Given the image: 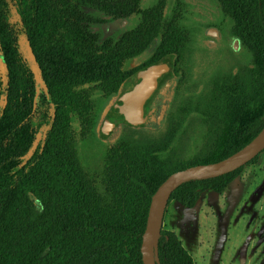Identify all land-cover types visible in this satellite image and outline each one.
I'll list each match as a JSON object with an SVG mask.
<instances>
[{
    "label": "trees",
    "instance_id": "obj_1",
    "mask_svg": "<svg viewBox=\"0 0 264 264\" xmlns=\"http://www.w3.org/2000/svg\"><path fill=\"white\" fill-rule=\"evenodd\" d=\"M206 2L217 12L206 25L238 39L245 61L227 69L215 58L204 63L173 129L183 75L177 64L190 42L186 7L167 0H0V264H143L141 238L160 183L230 155L260 130L264 0ZM126 19L124 29L102 27ZM154 62H167L177 76L162 124H123L105 143L96 134L104 104ZM92 139L104 145L93 168L81 152ZM242 168L184 182L168 203L192 208L203 191L221 193ZM157 251L158 264H195L171 230L162 228Z\"/></svg>",
    "mask_w": 264,
    "mask_h": 264
},
{
    "label": "rangeland",
    "instance_id": "obj_2",
    "mask_svg": "<svg viewBox=\"0 0 264 264\" xmlns=\"http://www.w3.org/2000/svg\"><path fill=\"white\" fill-rule=\"evenodd\" d=\"M186 2L192 18L191 40L195 45L182 51L177 64L183 75L170 113L173 129L183 118L178 113L180 102L190 95V88L195 89L199 79L197 71L204 63L218 59L214 62L217 67L227 69L228 63L245 59L243 49L232 50V36L227 29L221 33L220 39L208 47L204 29L213 26L206 23L216 20V9L206 0ZM217 125H220L215 130L218 136L222 132V122ZM197 143L201 141L197 140ZM103 150L104 145L96 139L81 145L82 155L92 168L99 165ZM163 229L176 234L195 264H264V151L254 163L243 166L239 175L221 193L203 191L192 208L171 200L165 209Z\"/></svg>",
    "mask_w": 264,
    "mask_h": 264
},
{
    "label": "water",
    "instance_id": "obj_3",
    "mask_svg": "<svg viewBox=\"0 0 264 264\" xmlns=\"http://www.w3.org/2000/svg\"><path fill=\"white\" fill-rule=\"evenodd\" d=\"M206 35L218 37L219 32L214 27L205 30ZM231 47L238 51V40L234 39ZM31 56V53H30ZM168 71L165 63H153L144 66L136 72V78L131 88L110 98L100 113L96 125V134L106 136L112 131L110 141L120 133L123 124L141 126L147 117L153 115V124L160 126L172 97L174 81L169 82L167 90L161 91L152 100L151 95L163 73ZM37 80L38 75L35 73ZM168 86V84H166ZM46 91V89H44ZM39 85L36 86V95ZM115 107L111 110L112 105ZM41 131L35 137L33 147L38 144ZM106 140V139H104ZM264 151V124L260 130L243 146L230 155L210 163L196 164L177 170L168 175L156 188L149 203L145 228L141 238V257L143 264H158V241L163 228V218L171 193L182 183L192 179H207L229 173L247 163ZM32 149L29 151V155Z\"/></svg>",
    "mask_w": 264,
    "mask_h": 264
},
{
    "label": "flooded vegetation",
    "instance_id": "obj_4",
    "mask_svg": "<svg viewBox=\"0 0 264 264\" xmlns=\"http://www.w3.org/2000/svg\"><path fill=\"white\" fill-rule=\"evenodd\" d=\"M146 1H147V0H146ZM147 2H148V1H147ZM172 2H177V3L181 4V5H183L184 7H186V9H187V13H186L185 15H183V17H182V21H183L185 24H187V27H188L189 32H190V42H188L187 47H188V46H191V45H195V43L192 42V40H191L192 31H191L190 27L192 28V25H191V23H192V22H191V21H192V18H191V15L189 14V8H188V4H187L186 0H167V5H170ZM197 3H198V2H196V4H197ZM189 16H190V17H189ZM128 24H129V21H128L127 19H126V20H114V21H107L106 23L103 24L102 27H103V29L107 30L108 33H112V32H115V31H117V30H120V29H124V28H126V27L128 26ZM209 27H214V28H216V29L218 30V32H219V36H218V37H212V36H210V35H206V34H205V30H206L207 28H209ZM222 32H223V31H221V30H220L219 28H217L216 26H207V27H205V29H204V35L207 36V39H206V45H207L208 47H211V46L215 43V41H217L218 39H220V37H221V33H222ZM234 39H236V38L232 37V42H233ZM237 40H238V39H237ZM232 42H231V44H232ZM238 46H239V48H240V43H239V41H238ZM231 48H232V47H231ZM239 48H238V50H239ZM232 50H233V49H232ZM233 51H234V50H233ZM154 63H166V64H167V62H154ZM149 64H153V63H149ZM149 64H147V65H149ZM145 66H146V65H145ZM143 67H144V66H143ZM140 69H141V68H140ZM138 70H139V69H138ZM138 70H137V71H138ZM137 71H136V72H137ZM136 72H135V74H134V76H133L131 86L133 85L134 80H135V78H136ZM171 80L174 81L173 90H172V97H173V91H174V87H175V82H176V80H177V76H176V74L173 72V70L169 67V68H168V71H167L166 73H163L162 76H161V78H160V80L158 81L157 86H156V88L154 89V91H153V93H152V95H151L152 100H155L156 96H157L161 91H163V90H167V89H168V87H169V82H170ZM166 84H168V86H166ZM131 86H130L129 88H131ZM129 88H127V89H129ZM127 89H125V90H127ZM125 90H123V91H125ZM123 91H122V92H123ZM172 97L168 100L167 108H166V112H167V110H168L169 103H170ZM109 100H110V99H109ZM114 107H115V105L113 104L112 107H111L110 109L112 110ZM165 115H166V113H165ZM164 118H165V116H164ZM163 120H164V119H163ZM162 122H163V121H162ZM161 124H162V123H161ZM143 126H147V127H152V126H154V124H153V115H152V114H150V115L147 117V121H146V123L142 124L141 126H135V127H143ZM111 135H112V131L109 132V133H107L106 136H102V134H99V136H101V139H102L105 143H107V142H112V141L109 140V137H111ZM104 139H106V140H104ZM113 141H114V140H113Z\"/></svg>",
    "mask_w": 264,
    "mask_h": 264
}]
</instances>
